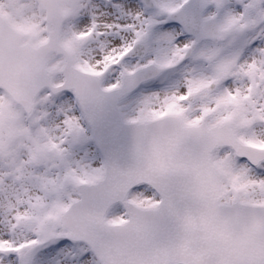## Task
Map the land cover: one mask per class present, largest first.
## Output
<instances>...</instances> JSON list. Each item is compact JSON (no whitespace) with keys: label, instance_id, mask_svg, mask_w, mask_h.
I'll return each instance as SVG.
<instances>
[{"label":"snow or ice","instance_id":"1","mask_svg":"<svg viewBox=\"0 0 264 264\" xmlns=\"http://www.w3.org/2000/svg\"><path fill=\"white\" fill-rule=\"evenodd\" d=\"M0 264H264V0H0Z\"/></svg>","mask_w":264,"mask_h":264}]
</instances>
